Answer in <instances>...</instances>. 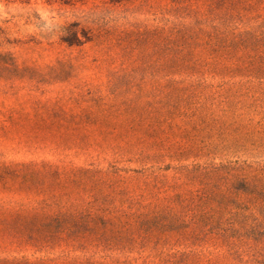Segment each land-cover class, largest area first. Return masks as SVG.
I'll return each mask as SVG.
<instances>
[{"label":"rangeland","instance_id":"1","mask_svg":"<svg viewBox=\"0 0 264 264\" xmlns=\"http://www.w3.org/2000/svg\"><path fill=\"white\" fill-rule=\"evenodd\" d=\"M0 264H264V0H0Z\"/></svg>","mask_w":264,"mask_h":264}]
</instances>
